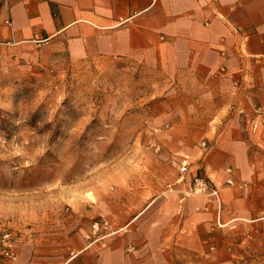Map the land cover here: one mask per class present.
Instances as JSON below:
<instances>
[{
    "label": "rangeland",
    "instance_id": "1",
    "mask_svg": "<svg viewBox=\"0 0 264 264\" xmlns=\"http://www.w3.org/2000/svg\"><path fill=\"white\" fill-rule=\"evenodd\" d=\"M181 94L145 61L0 50V225L63 215L65 256L87 243L139 264H264V222L206 167Z\"/></svg>",
    "mask_w": 264,
    "mask_h": 264
},
{
    "label": "crops",
    "instance_id": "2",
    "mask_svg": "<svg viewBox=\"0 0 264 264\" xmlns=\"http://www.w3.org/2000/svg\"><path fill=\"white\" fill-rule=\"evenodd\" d=\"M21 45L161 68L186 122L204 126L206 167L238 184L234 204L264 222V0H0V50ZM60 217L19 234L15 264H139V250L87 243L65 256Z\"/></svg>",
    "mask_w": 264,
    "mask_h": 264
},
{
    "label": "built area",
    "instance_id": "3",
    "mask_svg": "<svg viewBox=\"0 0 264 264\" xmlns=\"http://www.w3.org/2000/svg\"><path fill=\"white\" fill-rule=\"evenodd\" d=\"M186 170L184 166L183 171ZM19 241L20 235L13 228L7 224L0 225V264H15L18 261Z\"/></svg>",
    "mask_w": 264,
    "mask_h": 264
}]
</instances>
